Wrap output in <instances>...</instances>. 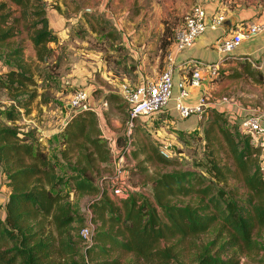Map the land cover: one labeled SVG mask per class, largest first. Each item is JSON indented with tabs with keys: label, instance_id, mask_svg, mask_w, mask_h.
Listing matches in <instances>:
<instances>
[{
	"label": "trees",
	"instance_id": "trees-1",
	"mask_svg": "<svg viewBox=\"0 0 264 264\" xmlns=\"http://www.w3.org/2000/svg\"><path fill=\"white\" fill-rule=\"evenodd\" d=\"M8 1L23 9V18L38 17L28 27L37 60L48 63L55 58L58 52L51 44L59 46L61 40L46 16L45 2ZM32 7L37 11L28 13ZM7 8V3L0 4V49L10 46L8 41L20 23ZM168 33L164 50L170 43L167 37L172 36ZM9 56L14 66L0 76V89L12 102L6 117L13 124H0V179L9 192L0 205V264H125L128 256L133 258L127 264H185L186 256L191 257L189 264H241L239 253L262 250L264 245L254 239L257 229L264 232L262 147L252 144L227 115L213 111L204 123L206 160L196 165L205 172H165L153 180L150 196L129 191L114 202L97 180L100 167L114 159L101 135L98 116L92 110L72 109L56 134L64 147L62 158L74 157L62 174L37 128L23 130L14 125L19 118L17 109L29 115L37 98L41 104L48 100L38 93L23 50L16 47ZM240 65L232 78L247 76L264 83L261 69L246 61ZM125 137L117 139L118 157L128 155L131 143ZM148 146L158 162L174 164L158 147ZM219 150L225 151V160L217 155ZM232 183L244 187L245 197L237 195ZM68 186L91 197V222L97 225L89 238L82 234L88 225L74 227L86 219L68 201L71 192L63 190ZM209 233L215 239L198 243ZM186 248L188 254H184Z\"/></svg>",
	"mask_w": 264,
	"mask_h": 264
},
{
	"label": "rangeland",
	"instance_id": "rangeland-1",
	"mask_svg": "<svg viewBox=\"0 0 264 264\" xmlns=\"http://www.w3.org/2000/svg\"><path fill=\"white\" fill-rule=\"evenodd\" d=\"M36 1L40 5H44L45 2L46 16L51 23L50 25L55 31L59 32L61 44L59 46L51 44V47L58 52V54H56L58 57L55 55V58L52 57L48 63H40L37 60L36 51L28 30V27H30L32 22L37 20L38 17L23 18V9L20 6L8 0H0V4L4 2L8 4L7 11L12 13V18L20 20L19 26L17 27V34L8 41L10 46H4L0 49V72L4 73L14 66V62L9 56V53L16 47H20L23 50L25 62L30 66L34 74L38 93H43L48 101L47 103L41 104V98H37L31 106L29 115L26 114L24 110L17 109L19 118L14 125L23 130L35 127L40 134L42 127L51 130L52 134L50 137H46L42 143L48 155L59 165L60 172L64 174L67 171L65 166L66 163L68 160H74V157L68 160L62 158L61 152L64 147L59 143V138L56 137V130L61 128L62 121L68 115L69 111H67V105L70 104L73 95L78 90L87 89L90 81H92L91 76H93L92 73H88L90 69L94 68L95 70L99 67L101 70H98L96 74L100 75L106 70L111 71L115 77L117 72L115 69L119 70L122 62L129 61L124 52V47L119 44L118 33L105 19L91 17V20L97 23V30H94L93 26L88 24L87 13L83 11V7L85 4L87 5L89 3V0ZM32 8L28 10V13L37 11ZM9 23L11 24L12 20H10ZM14 25L16 24L14 23ZM35 56L36 58H34ZM261 70L264 71V69ZM68 74H74L75 80L81 78L88 83L84 85L66 83L63 80L69 79ZM222 75L223 73H221L218 78L221 79ZM111 77L113 78V76ZM224 85L226 90L224 97L233 99L234 101H239L241 99L252 101L253 105H256L254 108L252 107V111L259 110L264 106V83L260 85L251 78L242 76L239 79L232 78L225 80ZM25 98L26 96L21 99ZM210 100L214 101V99L211 98ZM11 105L12 102L8 100L6 91L0 89L1 125H13L6 117V111L11 109ZM120 109L122 116L126 118L121 125L114 124L113 127L109 125V129H107L104 124H102V131H104L103 135H106L104 140H106L108 146L114 150L115 158L113 163L108 164V166L102 165L97 175V180L100 182L101 189L105 190L107 195L114 202H119L120 199L126 197L129 191H139L150 196L153 180L165 172H205L204 167H198L196 164L198 162H205L206 160V138L203 129L207 124H200L201 127L198 131L186 135L179 132L176 129V124H172L169 120H166L167 122H162V120L157 119V117L156 120H154L155 117H153L154 119L152 118L150 120L152 124L146 126L148 124L142 123L140 119L137 121L139 122V126L131 130L130 137L128 138L126 122L129 120V107L122 100L120 101ZM102 111H99L100 116H102ZM144 119L145 118L142 120L144 121ZM202 120L205 123L206 119ZM160 122L162 123L159 125ZM182 123H184V121H182ZM160 127L162 128L160 129ZM110 129L113 131L109 136L106 130ZM159 129L160 132L158 131ZM119 137H125V139L131 143L128 148V155L123 158L122 163L118 161L120 148H118L116 144ZM168 144H172L173 146L172 151L166 156L161 151L164 146ZM146 145H155L158 147L159 153L164 158L174 161V164L166 166L158 162L151 157L153 151L151 148L148 149L149 146L147 147ZM261 147V161L264 165V140L262 141ZM218 152L217 155L220 159L225 160V151L219 150ZM220 163L224 164L222 161ZM104 167L107 168L105 169ZM116 184H121L122 186L121 195H115L112 191L113 186ZM231 186L237 188V195L239 197H245V189L241 184L232 183ZM63 190L71 192L68 201L71 202L76 213L86 219L82 225L75 224L74 227L79 229L80 227L91 225L92 211L88 207L91 197L74 192L72 186H68ZM8 195L9 192L6 193L5 184L0 182V202L6 201ZM96 225L97 224L93 222V226L96 227ZM74 233L78 232L74 231ZM254 236L257 242L264 245V232L257 229ZM213 239H215V235L209 233L203 235L198 240V243L203 245V243H209ZM220 243L221 241L218 243V246ZM189 251L186 248L184 254H188ZM132 258V256H128L125 260V264L130 262ZM190 259L191 257L186 256L183 262L189 264ZM239 259L241 264H264V246L262 250L239 253Z\"/></svg>",
	"mask_w": 264,
	"mask_h": 264
},
{
	"label": "crops",
	"instance_id": "crops-1",
	"mask_svg": "<svg viewBox=\"0 0 264 264\" xmlns=\"http://www.w3.org/2000/svg\"><path fill=\"white\" fill-rule=\"evenodd\" d=\"M196 4L205 8L210 19L222 15L225 20L216 29H208L195 41L193 46L178 50L175 45V34L184 25L186 13ZM83 11L87 13L88 24L92 25L94 30H97L98 26L94 20H91V17L105 19L114 28L119 36V44L124 47V52L129 61L122 62L119 70L115 69L117 71L115 77L111 71L106 70L100 75L96 74L98 70H101L99 67L88 71L89 74H93L91 76L92 81L84 90L88 93L92 111L99 118L103 138L106 135H103L102 124L109 129V125L111 127L114 124L121 125L126 119L122 116L120 109L121 100L127 104L121 95V87L123 85L136 87L148 80H156L168 66L173 68L174 76L172 101L162 112L144 116L140 118L141 120L137 119L135 128L139 126L137 121L140 120L142 123L148 124L146 126H150L152 124L150 120L153 117L156 120L157 117L162 122L169 120L172 124H176V129L187 135L198 131L201 127L200 124H204L202 119L207 120L213 111L224 113L232 123L237 124L241 117L246 114H256L260 111V109L252 111V107L256 106L253 105L252 101L245 99L234 101L224 97L226 93L224 84L225 80L232 79L235 71H240V62L246 61L251 63L253 67L264 69V32L246 39L227 58L217 48L216 42L220 38L235 34L245 23L262 20L264 18V0H89V3L83 7ZM168 30L172 36L167 37L170 43L164 50L162 43L166 33L169 34ZM244 56L249 57L250 61L246 58L241 59ZM213 63L219 65V72L220 74L223 73L221 79L209 76L210 65ZM195 72L200 73L202 85L198 88L188 86L189 96L185 102L190 107L195 108L200 98L205 96L207 103L200 112H194L188 118H181L174 109L175 99L180 92L178 83L181 81L189 82ZM68 76L69 79L63 80L66 83L75 85L88 83L81 78L75 80L74 74H68ZM68 110L67 117L71 112H74L72 109L68 108ZM100 110H103L102 116H100ZM67 117L62 121L61 127L65 125ZM143 118H145L144 121ZM128 121L126 122V130ZM59 131L61 128L56 130V133L58 134ZM112 131L111 129L106 130L109 136ZM40 132L41 141L52 134L51 130L43 127ZM172 146V144H168L170 152ZM112 151L114 153V150ZM7 192L8 189H6ZM4 204L5 201L0 202V205Z\"/></svg>",
	"mask_w": 264,
	"mask_h": 264
},
{
	"label": "built area",
	"instance_id": "built-area-1",
	"mask_svg": "<svg viewBox=\"0 0 264 264\" xmlns=\"http://www.w3.org/2000/svg\"><path fill=\"white\" fill-rule=\"evenodd\" d=\"M224 16L218 15L213 19L208 17L205 8L200 5H194L184 16V25L175 34V45L178 50H184L194 45L195 41L208 29H216L223 21ZM264 32V18L259 21L245 23L235 34L223 37L217 40V48L225 55V58L241 46L249 37ZM250 58L244 56L241 59ZM220 68L217 63L210 65V77L218 78ZM1 76V72H0ZM202 85V77L199 72L193 73L189 82L181 81L178 83L179 95L175 99L174 109L181 118H188L194 112H200L207 103L206 97L200 98L197 107L192 108L186 104L185 100L189 96L188 86L198 88ZM174 76L173 68L168 66L162 71L156 80H148L139 86L123 85L121 95L129 106L130 118L127 125V136L130 137L131 130L135 127V122L144 116H150L162 112L170 104L173 98ZM70 105L75 112L79 110H92L88 93L80 89L72 97ZM66 124V122H65ZM240 130L248 135L252 144L262 145L264 140V106L259 112L249 113L241 117L239 123ZM168 156L170 149L168 145L164 146L162 151ZM121 163L124 158L118 157ZM115 195H121L122 186L116 184L112 189ZM91 222V221H90ZM92 223V222H91ZM93 223L83 229L82 234L89 238Z\"/></svg>",
	"mask_w": 264,
	"mask_h": 264
},
{
	"label": "water",
	"instance_id": "water-1",
	"mask_svg": "<svg viewBox=\"0 0 264 264\" xmlns=\"http://www.w3.org/2000/svg\"><path fill=\"white\" fill-rule=\"evenodd\" d=\"M68 108H69V109H72L71 105H68ZM79 111H81V110H79Z\"/></svg>",
	"mask_w": 264,
	"mask_h": 264
}]
</instances>
